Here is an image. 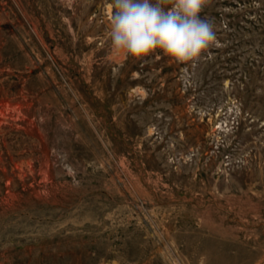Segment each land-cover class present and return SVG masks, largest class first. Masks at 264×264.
<instances>
[{
	"label": "rangeland",
	"instance_id": "rangeland-1",
	"mask_svg": "<svg viewBox=\"0 0 264 264\" xmlns=\"http://www.w3.org/2000/svg\"><path fill=\"white\" fill-rule=\"evenodd\" d=\"M111 13L0 0V264H264V0H210L186 64Z\"/></svg>",
	"mask_w": 264,
	"mask_h": 264
},
{
	"label": "clouds",
	"instance_id": "clouds-1",
	"mask_svg": "<svg viewBox=\"0 0 264 264\" xmlns=\"http://www.w3.org/2000/svg\"><path fill=\"white\" fill-rule=\"evenodd\" d=\"M210 0H111L112 52L140 59L162 51L186 64L215 45L214 24L201 13Z\"/></svg>",
	"mask_w": 264,
	"mask_h": 264
}]
</instances>
